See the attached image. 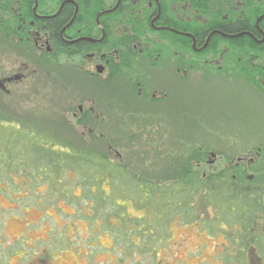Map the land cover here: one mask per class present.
Here are the masks:
<instances>
[{"label": "flooded vegetation", "instance_id": "flooded-vegetation-1", "mask_svg": "<svg viewBox=\"0 0 264 264\" xmlns=\"http://www.w3.org/2000/svg\"><path fill=\"white\" fill-rule=\"evenodd\" d=\"M96 1L88 11L70 0H0L5 131L41 112L54 134L105 136L111 158L138 136L139 173L157 181L162 152L175 154L178 136L188 152L194 137L263 139L264 0ZM98 118L106 121L99 129ZM204 150L195 163L202 177L217 169L264 184V141Z\"/></svg>", "mask_w": 264, "mask_h": 264}, {"label": "trees", "instance_id": "trees-1", "mask_svg": "<svg viewBox=\"0 0 264 264\" xmlns=\"http://www.w3.org/2000/svg\"><path fill=\"white\" fill-rule=\"evenodd\" d=\"M70 1H76L88 11L98 6L96 0ZM67 9L71 11L72 3H68ZM238 24L242 26L245 22ZM225 27L233 25L227 23ZM33 90L34 96L37 90ZM99 96H102L100 92ZM34 116L36 118L31 120L19 118L17 129L5 131L0 126V180L13 181L18 177L24 180L23 187L34 184L35 188L30 191L44 185L53 192L63 176L69 180L68 174L72 173L82 196L91 199L94 212L99 209L94 203L104 205L107 198L113 203L112 196L132 199L135 207L144 213L138 219L143 220L142 223L137 222L136 227L141 239L139 245L132 240L135 232L127 236L126 225L119 226L118 230L123 231L124 239L132 238L131 244L139 249V255H148L149 264L157 263V251L167 243L173 223L196 225L211 237L222 235L226 244L219 254L238 258L231 261L235 264H250L247 257L258 258L259 264H264V228L259 222L264 218V184L257 177L236 182L217 169L202 177V167L195 163L203 160L204 148H207L205 138L194 137L192 150L188 152V142H182V137L178 136L175 154L162 152L165 167L157 181L125 166V156L135 145L139 150L133 158L141 159L138 136L125 138L126 144L118 150L120 158H111L110 143L105 136H97L99 141L89 145L77 140L72 142L45 129L42 120L37 119L44 113ZM114 148L118 149L115 145ZM122 149L126 154L120 151ZM105 184L109 185L110 192L103 194ZM28 189L26 191L30 192ZM161 241H164L162 245Z\"/></svg>", "mask_w": 264, "mask_h": 264}, {"label": "rangeland", "instance_id": "rangeland-1", "mask_svg": "<svg viewBox=\"0 0 264 264\" xmlns=\"http://www.w3.org/2000/svg\"><path fill=\"white\" fill-rule=\"evenodd\" d=\"M4 60L11 61L10 57H4ZM103 87L106 86H99L101 97L106 95ZM105 123L104 118H98L96 128ZM231 134L206 136L204 145L213 150H223L227 146H239L249 139L264 141L260 136L256 139ZM61 136L85 145L99 141L95 134ZM137 149L135 145L125 156V162L132 171L143 169L141 159L136 161L133 158ZM120 151L126 153L125 149ZM74 177L72 173L68 174L69 180L63 176L53 192L44 185L30 191L35 188L34 184L23 187L24 180L18 177L13 181L0 180V264H149L148 255H139V249L131 244L132 238L124 239L123 231L118 230L119 226L126 225L127 236L135 232L132 240L139 245L141 239L136 227L139 226L137 222L142 223L143 220L138 219L144 213L135 207L132 199L112 196L115 204L107 198L104 205L94 203L99 207L94 212L90 206L91 199L86 200L82 196L81 187ZM27 188L30 192L26 191ZM102 188L103 194L110 192L109 185ZM260 224L262 227L264 218ZM170 229L167 243L157 251L156 264H220L217 256H222V243L226 242L222 235L211 237L196 225L173 223Z\"/></svg>", "mask_w": 264, "mask_h": 264}]
</instances>
